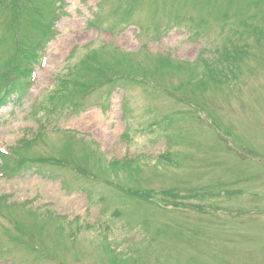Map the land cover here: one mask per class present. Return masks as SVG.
<instances>
[{
	"label": "rangeland",
	"instance_id": "obj_1",
	"mask_svg": "<svg viewBox=\"0 0 264 264\" xmlns=\"http://www.w3.org/2000/svg\"><path fill=\"white\" fill-rule=\"evenodd\" d=\"M11 1L0 264H264V0Z\"/></svg>",
	"mask_w": 264,
	"mask_h": 264
},
{
	"label": "trees",
	"instance_id": "obj_2",
	"mask_svg": "<svg viewBox=\"0 0 264 264\" xmlns=\"http://www.w3.org/2000/svg\"><path fill=\"white\" fill-rule=\"evenodd\" d=\"M5 8H10L11 10L14 11L13 14V19L12 23L13 26L16 27V16L20 13L19 8L16 5L15 0L11 1L10 3H6L4 5V9ZM54 16V15H53ZM55 18V17H54ZM54 18H52V20L54 21ZM53 21H51L48 25H46L45 27H43V29L41 30V35H42V40L37 39L33 44L34 46L32 48H35L36 51H38V49L41 47L43 42H46L47 40H50L51 38L54 37V32H53ZM40 29V28H39ZM21 42V38L19 41H15V47L18 46V48L21 51H24L25 48H23L21 46V44H19ZM32 52H28L27 55L21 53V57L27 58L28 55L32 56V57H38V54L35 53L33 50H31ZM21 66V64H17L15 69L13 70L14 74L17 75H21L24 76L25 80H23L21 78V76H18L17 78H15V76H12L13 72L11 70H3L2 73L0 74V106H3L6 103V100L9 99L14 93L18 94V97L21 98L23 96V93H25V88H26V84L28 81V76L30 74V67L29 68H25V69H21L19 68ZM16 72V73H15ZM3 78V79H2ZM15 78V80H13ZM6 156L2 153H0V158L4 159ZM16 164V166H20L21 163H23V160H15V162H13ZM11 163H6L5 166L3 167L4 169H6L8 172H14L16 169L15 167H11ZM7 198V195H1L0 196V208L3 206L5 200Z\"/></svg>",
	"mask_w": 264,
	"mask_h": 264
},
{
	"label": "bare ground",
	"instance_id": "obj_3",
	"mask_svg": "<svg viewBox=\"0 0 264 264\" xmlns=\"http://www.w3.org/2000/svg\"><path fill=\"white\" fill-rule=\"evenodd\" d=\"M84 121L86 122V125L91 128L96 124L95 122H97V114L95 112H90L89 115L85 117Z\"/></svg>",
	"mask_w": 264,
	"mask_h": 264
}]
</instances>
